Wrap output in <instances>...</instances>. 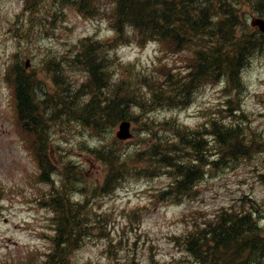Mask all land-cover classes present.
<instances>
[{
  "label": "rangeland",
  "instance_id": "rangeland-1",
  "mask_svg": "<svg viewBox=\"0 0 264 264\" xmlns=\"http://www.w3.org/2000/svg\"><path fill=\"white\" fill-rule=\"evenodd\" d=\"M77 3L0 0V264H44L49 260L55 233L51 196L54 191L66 190L65 166L72 168L70 179L77 185L82 173L83 183L66 194L73 201L87 200L91 213L87 221L91 226L63 262L56 260L61 264H194L185 252L182 238L215 221L219 213L232 207L243 210L248 203L257 205L263 221L259 234L264 237V55L261 53L248 57L239 73V90L223 79L194 86L185 104L159 102L161 107L156 110H141L131 123L133 137L124 142L115 138L117 127L90 132L76 120L52 115L53 121L44 132L55 166L48 179L43 182L39 178L34 136L20 132L12 84L6 80L5 71L14 65L34 76L44 91L39 92L37 99L46 100L47 113L59 103L53 70L60 71L63 84L78 88L87 77L85 67L72 59L80 42L87 38L94 42L110 40L114 33L111 4L98 0V10L89 12L92 10L86 7V12L80 13ZM239 12L240 27L247 26L254 32L250 20L258 17V13L242 2ZM125 39L107 52L113 57L107 65L114 78L124 77L128 70L154 72L152 78L161 81L168 71L172 76L185 72L184 53L137 41L133 34ZM145 120L151 125L157 123L148 134L143 125ZM212 120L238 123L242 132L251 136L255 154L245 161L219 159L213 137L207 135L211 148L206 153L207 161L217 164L205 167L207 176L188 196L177 201L170 198L171 194H163L173 178L159 158L153 156L154 150L158 151L153 147L160 140L172 141L174 134L160 133L157 127L168 121L188 130H204ZM90 146L115 148L134 157L139 153L134 164L144 172L123 173L111 190L101 192L106 170L92 156ZM224 258L221 263H213V258H209L205 264H229L228 256Z\"/></svg>",
  "mask_w": 264,
  "mask_h": 264
},
{
  "label": "trees",
  "instance_id": "trees-1",
  "mask_svg": "<svg viewBox=\"0 0 264 264\" xmlns=\"http://www.w3.org/2000/svg\"><path fill=\"white\" fill-rule=\"evenodd\" d=\"M106 1L115 5L114 26L119 30L122 31L123 26L130 25L137 31V37L157 39L175 52L182 51L187 62L185 72L180 75L164 73L163 84H158V81L150 78L137 77L138 82L143 80L144 89L149 90L143 94L140 84L132 85L136 78L134 75L126 80H113L109 69L104 67L103 61L100 60H108V57L101 53L103 47L98 51V44L82 42L74 59L86 67L88 79L80 89L70 91L68 88L64 90L65 87L60 88L57 92L59 105L54 107L56 109L53 108L52 115L76 120L81 126L94 132L113 129L120 121L132 119L135 115L133 110L137 107L139 112L146 106L154 109L155 105L164 99L173 104H185L194 85L212 81L219 76L228 77L232 84L237 86L238 72L248 57L264 50V36L245 31L239 36L236 34L240 16L238 4L245 1L247 5L256 8L264 18V0ZM122 33L124 34V31ZM107 62L105 61V64ZM34 82V78L26 76L22 70L15 71L14 85L19 114L31 126V131L38 134L35 147L45 168L50 171L53 163L43 133L51 115L40 112L44 103L36 101ZM158 128L174 133L172 142L159 141L154 146L158 151L154 150L153 153L161 164L174 173L175 179L169 185L168 192L172 197L187 195L194 183L203 178L202 171L206 160L204 149L208 150L209 145L200 131L187 132L183 127L171 126L169 123H163ZM239 130V126H218L213 123L208 132L218 137L219 151L222 158L226 157V161L233 162L251 154L252 148L246 145L244 134H240ZM90 152L92 156L106 163L110 169V178L118 169L119 176L128 170H134L128 166L126 168L125 162H118L113 151L93 148ZM69 168L66 167V170ZM66 176H70V173L67 172ZM114 178L118 176L115 175ZM107 186L108 183L104 189ZM68 189L67 187L66 190ZM61 193L59 192L53 200L58 220L56 235L53 238V253L46 264H61L83 239L85 228L90 227L86 221L85 205L70 203L65 193ZM219 218L212 226L209 225L210 229L191 232L183 238L185 251L196 264L205 263L212 257L214 261L218 260V256H222L220 252L225 254L224 251H231L229 245L235 243H243L239 253L248 251L251 259L264 253V239L257 238V227L250 212L221 214ZM57 259L61 262H56Z\"/></svg>",
  "mask_w": 264,
  "mask_h": 264
},
{
  "label": "water",
  "instance_id": "water-1",
  "mask_svg": "<svg viewBox=\"0 0 264 264\" xmlns=\"http://www.w3.org/2000/svg\"><path fill=\"white\" fill-rule=\"evenodd\" d=\"M252 25H256L258 27V29L264 33V21L262 20H254L252 22ZM129 123L128 122H122L119 125V132L117 133V136L120 139H126L128 137H130V133H129Z\"/></svg>",
  "mask_w": 264,
  "mask_h": 264
},
{
  "label": "bare ground",
  "instance_id": "bare-ground-1",
  "mask_svg": "<svg viewBox=\"0 0 264 264\" xmlns=\"http://www.w3.org/2000/svg\"><path fill=\"white\" fill-rule=\"evenodd\" d=\"M149 1H150V0H149ZM172 1H174V0H172ZM175 1H176V0H175ZM252 1H253V0H252ZM147 2H148V1H147ZM189 2H190V1H189ZM150 5H151V4H150ZM152 5H153V4H152ZM66 7H67V6H66ZM182 7H183V6H182ZM193 7H194V6H193ZM193 7H192V8H193ZM194 11H195V10H194ZM143 13H144V12H143ZM232 14H233V13H232ZM239 14H240V13H239ZM227 20H228V19H227ZM245 36H246V35H245ZM236 38H237V37H236ZM233 39H234V38H233ZM234 40H235V39H234ZM246 40H247V39H246ZM256 42H257V41H256ZM251 43H252V42H251ZM253 44H254V43H253ZM232 45H233V44H232ZM227 46H228V45H227ZM242 46H243V45H242ZM257 46H258V45H257ZM211 48H212V47H211ZM221 49H222V48H221ZM242 51H244V50H242ZM231 52H232V51H231ZM234 52H235V51H234ZM242 53H243V52H242ZM239 54H240V53H239ZM244 54H245V52H244ZM244 54H243V55H244ZM237 55H238V54H237ZM241 57H242V55H241ZM232 60H233V59H232ZM71 62H72V61H71ZM207 62H208V61H207ZM221 62H222V61H221ZM207 67H208V66H207ZM190 72H191V71H190ZM229 72H230V71H229ZM229 72H228V73H229ZM88 81H89V80H88ZM34 83H35V82H34ZM34 83H33V84H34ZM88 86H89V85H88ZM91 86H92V85H91ZM85 89H86V88H85ZM82 90H83V89H82ZM239 92H240V91H239ZM90 93H91V92H90ZM47 98H48V97H47ZM51 98H52V97H51ZM49 99H50V98H49ZM234 121H235V120H234ZM225 129H226V128H225ZM204 154H205V153H204ZM59 159H60V158H59ZM117 184H118V183H117ZM190 187H191V186H190ZM259 254H260V253H259Z\"/></svg>",
  "mask_w": 264,
  "mask_h": 264
}]
</instances>
